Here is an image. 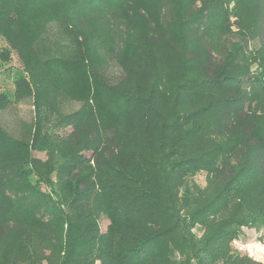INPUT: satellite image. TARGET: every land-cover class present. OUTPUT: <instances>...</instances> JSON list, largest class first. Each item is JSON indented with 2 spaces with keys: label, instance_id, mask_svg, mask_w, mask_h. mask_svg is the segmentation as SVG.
<instances>
[{
  "label": "trees",
  "instance_id": "16d2710c",
  "mask_svg": "<svg viewBox=\"0 0 264 264\" xmlns=\"http://www.w3.org/2000/svg\"><path fill=\"white\" fill-rule=\"evenodd\" d=\"M263 30L264 0H0V113L34 106L0 122V264H264L234 245L264 230Z\"/></svg>",
  "mask_w": 264,
  "mask_h": 264
},
{
  "label": "rangeland",
  "instance_id": "374dc122",
  "mask_svg": "<svg viewBox=\"0 0 264 264\" xmlns=\"http://www.w3.org/2000/svg\"><path fill=\"white\" fill-rule=\"evenodd\" d=\"M4 46V42L0 39V48ZM251 46L255 48H259L261 46L264 47V30L261 34V36L254 42H251ZM15 58L13 59L9 64L5 65L0 70V91L2 90H8L13 88V76L14 73L19 69L17 56L15 54ZM10 71H6L5 68L10 67ZM114 72L116 69H113ZM116 73V72H115ZM34 118V106L32 100H27L21 104L14 105L9 111L1 112L0 113V122L2 125L13 135L18 134L19 127L22 123H29ZM37 155L41 157H45L44 153H37ZM194 180L202 185L205 184V175L203 173H200L195 176ZM106 220L103 219L101 222V226L104 229L106 225ZM239 244L243 245L247 248V251L249 252V245L251 244H242L240 241H238ZM261 245H264V241L261 242ZM243 247V250L245 248ZM256 254V250H254V255ZM261 253L259 252L257 256H259ZM261 256V255H260Z\"/></svg>",
  "mask_w": 264,
  "mask_h": 264
},
{
  "label": "crops",
  "instance_id": "0c3cea01",
  "mask_svg": "<svg viewBox=\"0 0 264 264\" xmlns=\"http://www.w3.org/2000/svg\"><path fill=\"white\" fill-rule=\"evenodd\" d=\"M77 107V106H76ZM264 230L262 231H256L255 229H248L245 228L244 232L240 238V242L242 244H256V243H261L262 240L260 239V236L263 234ZM257 252V249H255ZM257 256V253L255 254ZM260 256V255H259Z\"/></svg>",
  "mask_w": 264,
  "mask_h": 264
},
{
  "label": "clouds",
  "instance_id": "9594fccd",
  "mask_svg": "<svg viewBox=\"0 0 264 264\" xmlns=\"http://www.w3.org/2000/svg\"><path fill=\"white\" fill-rule=\"evenodd\" d=\"M249 255H254V250L259 249L260 251L264 252V245H261L259 243L249 245ZM257 260H264V256H254Z\"/></svg>",
  "mask_w": 264,
  "mask_h": 264
},
{
  "label": "built area",
  "instance_id": "2783aa9c",
  "mask_svg": "<svg viewBox=\"0 0 264 264\" xmlns=\"http://www.w3.org/2000/svg\"><path fill=\"white\" fill-rule=\"evenodd\" d=\"M261 244V243H260ZM234 245L240 250V251H244V252H248L247 251V248L246 247H244L243 245H241V244H239V242L238 241H234ZM243 247L245 248V250H243ZM261 253L260 255L261 256H264V252H262V251H260L259 249H257V254L258 253ZM249 253V252H248Z\"/></svg>",
  "mask_w": 264,
  "mask_h": 264
}]
</instances>
